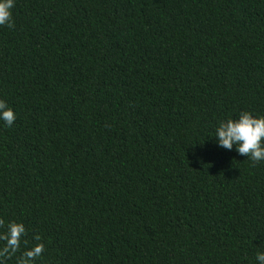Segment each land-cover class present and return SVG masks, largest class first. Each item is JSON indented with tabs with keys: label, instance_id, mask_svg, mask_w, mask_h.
I'll return each mask as SVG.
<instances>
[{
	"label": "trees",
	"instance_id": "obj_1",
	"mask_svg": "<svg viewBox=\"0 0 264 264\" xmlns=\"http://www.w3.org/2000/svg\"><path fill=\"white\" fill-rule=\"evenodd\" d=\"M13 22L0 218L36 264H254L264 162L208 138L264 115V0H15Z\"/></svg>",
	"mask_w": 264,
	"mask_h": 264
},
{
	"label": "clouds",
	"instance_id": "obj_2",
	"mask_svg": "<svg viewBox=\"0 0 264 264\" xmlns=\"http://www.w3.org/2000/svg\"><path fill=\"white\" fill-rule=\"evenodd\" d=\"M15 0H0V27H13ZM16 119L12 106L0 99V121L11 127ZM217 148L235 151L251 161V166L264 162V115L248 110L240 111L235 117L219 120L210 138ZM195 155V152L193 153ZM197 160L200 157L197 156ZM27 229L22 221L0 218V264H8L16 258V264H36L45 252V243L38 234L32 237L29 246ZM23 246V247H22ZM19 253V256H17ZM254 264H264V251H257Z\"/></svg>",
	"mask_w": 264,
	"mask_h": 264
},
{
	"label": "bare ground",
	"instance_id": "obj_3",
	"mask_svg": "<svg viewBox=\"0 0 264 264\" xmlns=\"http://www.w3.org/2000/svg\"><path fill=\"white\" fill-rule=\"evenodd\" d=\"M5 85V84H4ZM2 94V93H1ZM9 104V103H8ZM3 139V138H2Z\"/></svg>",
	"mask_w": 264,
	"mask_h": 264
}]
</instances>
